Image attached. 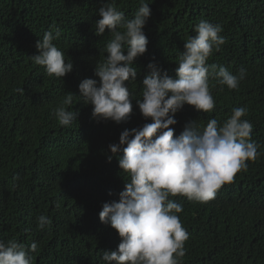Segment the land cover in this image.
<instances>
[{
  "label": "trees",
  "instance_id": "obj_1",
  "mask_svg": "<svg viewBox=\"0 0 264 264\" xmlns=\"http://www.w3.org/2000/svg\"><path fill=\"white\" fill-rule=\"evenodd\" d=\"M106 2L111 0H0V241L37 242L32 264H104L102 252L116 250L121 238L100 222L99 212L103 203L118 200L128 180L115 156L108 162V145L118 143L125 129L151 122L135 104L147 65L154 61L174 77L185 41L207 20L221 25L226 39L207 63L234 74L244 67L247 76L239 90L211 77L214 110L198 113L185 105L170 127L178 136L191 120L201 128L213 118L222 125L233 108L246 107L242 119L253 124L260 155L206 203L170 197L183 205L178 215L189 236L181 264H264V0H145L149 43L133 65L138 76L129 84L130 118L97 122L91 105L76 97L69 110L79 111L77 121L61 126L54 109L67 92L79 95V83L96 78L95 64L105 58L111 34L95 35V21ZM115 2L128 18L139 7V0ZM55 27L61 34L54 44L73 63L64 78L48 76L31 59L37 40ZM40 215L52 221L43 230Z\"/></svg>",
  "mask_w": 264,
  "mask_h": 264
},
{
  "label": "clouds",
  "instance_id": "obj_2",
  "mask_svg": "<svg viewBox=\"0 0 264 264\" xmlns=\"http://www.w3.org/2000/svg\"><path fill=\"white\" fill-rule=\"evenodd\" d=\"M149 5L139 0L132 18L126 17L115 0L98 9L95 35L103 36L106 29L111 34L103 50L104 60L94 67L98 79H83L78 85L79 95L67 92L54 109L59 125L70 126L77 121L79 111L69 110L76 97L84 105H91V118L97 122L121 124L130 118L133 99L129 84L137 81L138 70L133 67L136 59L147 51L144 28L151 16ZM194 31L196 35L184 43L174 77L154 61L147 65L149 71L140 82L142 98L135 104L151 122L125 129L118 143L108 145V162L115 156L120 173L128 180L118 200L103 203L99 212L100 222L110 225L121 238L116 250L102 252L104 264H181L189 236L178 215L183 205L170 197L180 195L206 203L215 198L222 185L231 183L237 172L247 169L246 162L260 155L259 145L251 139L253 124L242 119L247 115L246 107L233 108L222 125L213 118L201 128L191 120L178 136L174 135L175 129L170 126L177 124L175 116L185 105L198 113L214 110L211 77L219 85L239 90L247 76L244 67L234 74L223 65L207 63L226 43L220 35L221 25L201 20ZM60 34L58 27L45 32L35 45L38 54L31 56L34 64L55 78L73 71V63L66 62L64 53L54 44ZM17 91L23 93L24 89ZM37 219L41 230L52 223L44 215ZM37 250V242L25 245L16 240L0 241V264H32L31 253Z\"/></svg>",
  "mask_w": 264,
  "mask_h": 264
}]
</instances>
